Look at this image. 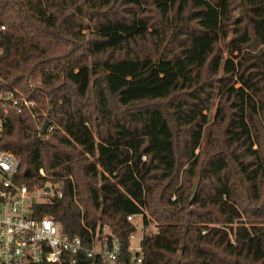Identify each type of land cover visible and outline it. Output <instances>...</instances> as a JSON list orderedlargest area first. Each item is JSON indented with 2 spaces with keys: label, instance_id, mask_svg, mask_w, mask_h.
<instances>
[{
  "label": "trees",
  "instance_id": "trees-1",
  "mask_svg": "<svg viewBox=\"0 0 264 264\" xmlns=\"http://www.w3.org/2000/svg\"><path fill=\"white\" fill-rule=\"evenodd\" d=\"M0 91L34 103L0 137L15 181L63 191L36 216L127 262L141 218L145 264H264V0H0Z\"/></svg>",
  "mask_w": 264,
  "mask_h": 264
},
{
  "label": "built area",
  "instance_id": "built-area-1",
  "mask_svg": "<svg viewBox=\"0 0 264 264\" xmlns=\"http://www.w3.org/2000/svg\"><path fill=\"white\" fill-rule=\"evenodd\" d=\"M33 104V101L18 96L14 91H0V137L7 115L12 110L31 111ZM51 130L52 127L49 128ZM18 169L19 161L15 156L9 151H0V264H77V256L81 254L102 264H145L141 246L144 236L142 222L141 228L138 226V230H142L140 243L137 246L131 244L133 258L127 262L120 259V244L109 237L108 227L103 228V237L96 234L88 245L79 235L64 232L54 216H36L33 202L38 199L37 194L30 193L26 185L15 181ZM40 173L43 174V169ZM46 186L50 190L44 189L40 193L49 197L57 185ZM57 190V195L62 197L63 191ZM127 218L137 220L136 215ZM157 230L155 227L154 232ZM136 234H132L131 239Z\"/></svg>",
  "mask_w": 264,
  "mask_h": 264
},
{
  "label": "rangeland",
  "instance_id": "rangeland-1",
  "mask_svg": "<svg viewBox=\"0 0 264 264\" xmlns=\"http://www.w3.org/2000/svg\"><path fill=\"white\" fill-rule=\"evenodd\" d=\"M173 46H174V42L172 40H170L169 42H166V43L163 42L162 44H160V41L158 39L153 38V39H150L148 41H138L135 44L133 51H134V54H145L146 53V54H150V55L156 57V56H160V55H167L172 50ZM215 111H216V106H213L212 110H211V114L213 115L215 113ZM41 129H42V127H41ZM205 140H206V137L203 140L202 146H204ZM196 153H198V151ZM203 154H204V152L201 153L202 156H203ZM37 197L40 200L43 199L42 195L40 193L37 194ZM140 219L137 220L139 228H141ZM150 230L152 232V227H150ZM146 231L147 230H145L144 233H146ZM141 235H142V230L139 229L137 234L135 235V237H133L131 239V244L134 246L139 245Z\"/></svg>",
  "mask_w": 264,
  "mask_h": 264
},
{
  "label": "water",
  "instance_id": "water-1",
  "mask_svg": "<svg viewBox=\"0 0 264 264\" xmlns=\"http://www.w3.org/2000/svg\"><path fill=\"white\" fill-rule=\"evenodd\" d=\"M49 125H50V121L47 119V120L44 122V124H43V126H42V129H41V133H42V134H44V133L46 132V130L48 129ZM45 190H46V191H49V190H50V187L46 186V187H45Z\"/></svg>",
  "mask_w": 264,
  "mask_h": 264
}]
</instances>
